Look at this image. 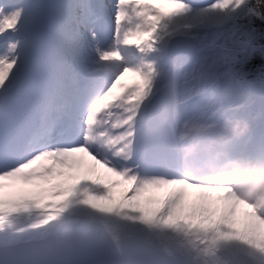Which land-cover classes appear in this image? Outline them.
<instances>
[{
    "label": "snow or ice",
    "instance_id": "6c2138e0",
    "mask_svg": "<svg viewBox=\"0 0 264 264\" xmlns=\"http://www.w3.org/2000/svg\"><path fill=\"white\" fill-rule=\"evenodd\" d=\"M261 173L264 0H0V264H264Z\"/></svg>",
    "mask_w": 264,
    "mask_h": 264
},
{
    "label": "clouds",
    "instance_id": "9594fccd",
    "mask_svg": "<svg viewBox=\"0 0 264 264\" xmlns=\"http://www.w3.org/2000/svg\"><path fill=\"white\" fill-rule=\"evenodd\" d=\"M240 130L241 131L244 130L243 125L240 126ZM232 131H235V126L233 127ZM261 174L264 175V173H261ZM230 175H231V173H220V174H218L219 178H223V179H227ZM241 175H243V172H241Z\"/></svg>",
    "mask_w": 264,
    "mask_h": 264
},
{
    "label": "rangeland",
    "instance_id": "374dc122",
    "mask_svg": "<svg viewBox=\"0 0 264 264\" xmlns=\"http://www.w3.org/2000/svg\"><path fill=\"white\" fill-rule=\"evenodd\" d=\"M239 177H240V175H239L238 177H234V179H232L231 182L234 183L235 180L238 179ZM113 191H114V194H115V195H119V192L121 191V188H120L119 186H117ZM157 194H159V193H157Z\"/></svg>",
    "mask_w": 264,
    "mask_h": 264
},
{
    "label": "bare ground",
    "instance_id": "6f19581e",
    "mask_svg": "<svg viewBox=\"0 0 264 264\" xmlns=\"http://www.w3.org/2000/svg\"><path fill=\"white\" fill-rule=\"evenodd\" d=\"M224 163L227 164V163H230V162L225 161ZM225 164H223V166H224Z\"/></svg>",
    "mask_w": 264,
    "mask_h": 264
}]
</instances>
